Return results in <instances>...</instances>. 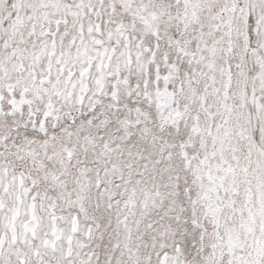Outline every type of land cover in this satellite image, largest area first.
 I'll return each mask as SVG.
<instances>
[{"label": "snow or ice", "instance_id": "6c2138e0", "mask_svg": "<svg viewBox=\"0 0 264 264\" xmlns=\"http://www.w3.org/2000/svg\"><path fill=\"white\" fill-rule=\"evenodd\" d=\"M0 264H264V0H0Z\"/></svg>", "mask_w": 264, "mask_h": 264}]
</instances>
